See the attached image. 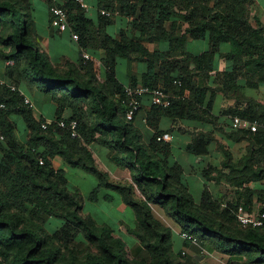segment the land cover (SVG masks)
<instances>
[{
    "label": "trees",
    "instance_id": "1",
    "mask_svg": "<svg viewBox=\"0 0 264 264\" xmlns=\"http://www.w3.org/2000/svg\"><path fill=\"white\" fill-rule=\"evenodd\" d=\"M64 1L65 5H57L68 12L70 28L78 36L83 53L95 22L75 0ZM30 3L0 0V63L13 62L3 73L7 84L17 88L13 91L9 86H0V101L8 105L7 110L0 111V134L5 137L4 142L0 141V264H187L179 261L183 252L174 253L173 231L154 217L152 204L164 209L182 234L199 241L194 245L182 238L185 246L228 255L230 264L237 256L245 259L239 264H264V227L243 226L235 215L239 207L254 213L251 206L255 198L258 203L264 202V190L250 187L264 182V127L253 133L233 129L231 123L230 139L250 142V152L234 163L227 148L220 146L222 169L210 167L204 171L208 181L225 180L236 189V200L227 202L224 208L207 186L201 202L196 203L182 182L181 165L173 162L171 143L159 140L165 134L160 129L163 118L212 119L217 92L229 97V90H233L241 102L238 93L244 87L238 81L253 89L264 84V26L259 19L258 27L249 20L250 1L215 0L211 7L191 0H119V8H110L111 12L119 11L131 19V26L141 35L138 42L125 35L121 40L106 38V84L99 81L90 61L81 57L79 66H57L38 49L31 35ZM112 19L102 16L101 22L110 23ZM182 20L189 26L183 35H177ZM169 23L173 24L171 32L167 30ZM141 41L169 42L170 47L167 52L151 54ZM192 41H207L210 50L192 54L188 52ZM222 56L226 63L225 85L214 90L208 84H214L211 73L218 69ZM117 58L144 63L147 71L141 84L162 86L179 96L166 109L151 104L147 123L155 133L148 143L135 127L136 118L127 121L123 104L127 99L125 87L139 81L132 75V84L119 82ZM200 77L207 80L204 85L196 82ZM176 80L182 82V87L174 85ZM21 89L38 91L56 104V115L46 130L42 125L47 120L36 119L33 109L25 105ZM187 90L190 95L184 97ZM116 95L122 98L116 99ZM254 105L257 102L249 100L245 109L236 108L227 114L231 121L238 116L264 125V103L259 109ZM66 110L72 111L70 117L64 116ZM14 115L26 126L25 142L16 134ZM62 120L78 123L76 137L60 126ZM213 141L211 134L200 133L188 150L192 156H205ZM92 143L106 147L116 166L131 172V183L115 182L99 167L90 149ZM55 159L62 160L61 168L54 167ZM64 168H79L97 178L99 183L88 196L91 202L112 201L110 195L99 198L103 189L121 196L137 221L128 233L140 242V251L145 255L129 258L126 243L115 237L112 228L92 223L91 217L82 215L79 190H70ZM50 219L61 222L55 234L47 227ZM74 239L82 246L76 247Z\"/></svg>",
    "mask_w": 264,
    "mask_h": 264
},
{
    "label": "crops",
    "instance_id": "2",
    "mask_svg": "<svg viewBox=\"0 0 264 264\" xmlns=\"http://www.w3.org/2000/svg\"><path fill=\"white\" fill-rule=\"evenodd\" d=\"M89 6V9L86 10L87 16L95 22V26L93 27V36H88L87 38V47L85 51L92 56L90 62L93 65L94 72L96 73L99 81L102 84H106L108 77V69L105 66V59L107 57V47L105 46V40L107 37H111L115 40H121L122 36L132 39L135 42L139 41L140 32L139 30L133 28L131 26V19L125 18L121 14L117 17H113L110 23L101 22L102 15L101 11L107 10L111 11L110 8H119V0H85ZM197 4L208 5L213 7L215 5V0H193ZM250 1V0H249ZM252 1V0H251ZM261 0H255L257 6H262L263 4L260 2ZM251 3V2H250ZM53 4L65 5L64 0H31V12H32V20H31V35L32 39L37 45L38 49L46 54L51 62H53L57 66H66L67 64H75L79 66L81 60V45L79 41L73 39L74 32L70 28L66 32H60L58 29L54 28L51 24L52 16L50 12V8ZM259 16L260 22H263V17ZM183 22V21H181ZM171 24V23H170ZM183 24H185L183 22ZM173 24L167 25V30H173ZM180 24L176 29L177 35L184 34L179 30ZM142 44L148 51L153 54L155 52H167L169 50L170 44L169 42H158L151 43L149 41H141ZM207 43V50L201 49V44ZM149 45H153V49L149 47ZM3 51L8 52L10 48H1ZM225 49V48H224ZM210 50L209 42L202 41H192L188 44V52L192 54H201ZM223 52V51H221ZM219 65L218 69L211 73L213 76L212 80L215 82V78L219 77L225 71L226 63L222 61L219 57ZM12 62V61H10ZM138 62V63H136ZM13 65V62H12ZM120 65H125L127 68V72L125 78H121L118 75V67ZM3 69H5L2 64H0V77L8 82L4 78ZM117 78L121 84H132L131 76H135L139 83L141 84V79L143 75L146 73V65L138 60L130 61L126 58H117ZM199 78H196V82L200 84ZM137 84V85H138ZM212 87V89H220L224 87V83L219 85L218 87L213 86L214 84H208ZM238 85L243 86V90L241 91V102L237 100V96L235 93L229 90V97H226L222 92H217V97L214 103V107L212 110V119H197V120H173L170 118H163L160 123L161 131H164L165 134H170L172 137V141L170 142L173 150V162H178L182 169V182L188 187L189 192L193 196L196 203H200L202 200L203 192L205 187L207 186L213 196L218 198L222 205L224 206L225 202H231L236 200L237 196L234 194L227 195L220 192V188L223 187L224 181L222 180L220 183H216L215 181H208L204 176V171L208 170L210 167H214L217 169H222V162L224 160L221 149L219 148V143H224L227 150L231 153L233 162L239 163L243 157L248 155L251 149V144L248 141L235 142L232 141L229 137V134L232 131L231 127V115L227 114V112L238 109H245L248 106L249 100H254L257 102V105H254L256 109H259V104L264 103V84L260 85L258 89H253L248 87L246 82L238 81ZM161 87V86H159ZM262 90V94L258 97L253 95H247L248 92ZM23 95L28 97L33 105H34V115L37 120L44 118L47 121H52V119L56 115L57 106L54 102L50 100H46L45 96L41 95V98H34L31 96L32 93L27 90H20ZM190 92L187 90L185 92V96L189 97ZM244 95V96H243ZM257 96V95H256ZM151 102L149 99L144 101V104L138 113L135 120V127L139 129L144 136V140L148 143L154 136L153 129L147 123L148 113L151 111ZM72 115L71 110H66L64 116L70 117ZM14 121L16 122L17 136L20 140L25 142L27 140V133L25 132L26 126L23 123V120L14 115ZM200 133L212 135L214 137V141L208 147V154L205 156H192L189 152L188 148L195 139V135L197 136ZM90 149L94 153V157L103 170L110 174V177L113 181H124L127 178L120 176L121 173L124 175L131 176V172L126 169H120L116 166V164L110 159L109 150L98 144L92 143ZM3 158V152L0 149V159ZM63 163L58 162V159L54 160V167L57 169L58 166H63ZM60 167V168H61ZM67 172L70 171L68 168H64ZM225 173H228L227 170H224ZM217 175V174H214ZM129 179V178H128ZM127 179V180H128ZM132 180V176L130 178ZM69 180V178H68ZM264 183V182H262ZM250 187L254 188L252 185ZM220 192V193H219ZM106 195H110L113 197L112 201L115 199L116 195L105 193ZM105 196V195H104ZM117 211L120 214H125L128 210H132L134 224L132 227H127L126 221L122 218L119 223L110 228H112L115 233V237L121 238L127 245V249L131 246L140 247V242L131 234L128 233V228H135L137 221L136 216L132 208L127 206L121 196L117 195ZM235 197V198H234ZM105 200V199H104ZM94 202V203H99ZM257 198L254 199V204L251 206V210L255 213L259 208V204H257ZM261 204V203H260ZM160 208L158 205L152 204V213L155 218V208ZM87 217H91V215H87ZM159 219V218H157ZM162 224L166 225L163 221ZM99 225H105V223L97 222ZM126 228L124 231L122 226ZM107 225V224H106ZM169 228L173 231V249L174 253L177 254L179 252H185L187 255V264H219V256L216 253L208 254V256L204 255L196 246L187 247L184 244V241L181 237L182 231L180 226L175 223V225L167 224Z\"/></svg>",
    "mask_w": 264,
    "mask_h": 264
},
{
    "label": "rangeland",
    "instance_id": "3",
    "mask_svg": "<svg viewBox=\"0 0 264 264\" xmlns=\"http://www.w3.org/2000/svg\"><path fill=\"white\" fill-rule=\"evenodd\" d=\"M193 3H195L193 0H191ZM250 4H248L247 6V16L249 18V20L252 22L253 26L254 27H258V23H257V19H259V16L258 15H261V18L263 17V22H261L264 26V9L263 7L261 6H257L256 5V2L255 0H250ZM263 6H264V0H261L260 1ZM183 21V20H182ZM169 25H171L169 23ZM188 24L185 23L183 24V22L180 23V27H179V30H181V32L185 33L186 29L188 28ZM183 35V34H182ZM149 47L151 49H153V45H149ZM208 48V44L207 43H202L201 44V49L204 51V50H207ZM224 56L221 57V59H223ZM91 59H92V56H91ZM9 62L5 61V62H2L0 64H2V66H4L5 68L7 67H10L11 65L8 64ZM138 63V62H136ZM127 67L125 65H120L118 67V75L119 77H121L122 79L125 78V75H126V72H127ZM207 80H205L204 78L202 79V77H200V84L201 85H204L206 83ZM222 83H224V78H223V74L220 75L219 77H216L215 78V82H214V85L213 86H216L218 87L219 85H221ZM127 85V84H126ZM164 86V85H163ZM232 92L234 93V91L232 90ZM262 90H260L259 92L257 91H253L252 93L251 92H248L247 95H253L255 97H258L260 94H262ZM41 93H39L38 91H36L35 93H32L31 96L34 97V98H41ZM257 95V96H256ZM238 96L239 97H242L241 93H238ZM244 96V95H243ZM219 148L220 146H225L224 143H219ZM221 149V148H220ZM58 162H61L62 163V160L61 159H58ZM61 166H58V168H60ZM100 167V165H99ZM57 168V169H58ZM101 168V167H100ZM103 169V168H102ZM70 171H68V178H69V184H70V190L73 191L74 193H77L75 192V190H79L78 191V194H79V199L83 205V211H82V215L84 217H87V215H91V219H92V223H96L98 224L97 222H101V223H105L104 226H111V227H114L116 226L120 219H124L127 223V227H132L133 224H134V216H133V213H132V210H128L125 214H120L118 211H117V198H118V194L109 190V189H103L99 195V198L103 197L104 195H106L105 193H110V194H113L116 195L115 199L113 201H107V200H101L99 203H94V202H91L89 199H88V196L92 193V191L94 190V188L98 185L99 181L97 180V178L92 175L91 173H88L82 169H69ZM120 176L124 177V178H129L128 180L125 179L124 181H115V182H119V183H122L124 185H127L129 183H131V176H129L128 174L127 175H124L123 173L120 174ZM254 188H257V189H262L264 190V183H259V184H253L252 185ZM220 192L224 193V194H227V195H233L234 196H237L236 194V189H234L233 186H231L228 182L224 181V185L222 188H220L219 190ZM219 192V193H220ZM81 194V195H80ZM137 195L138 197H140V194L139 192H137ZM235 198V197H234ZM216 200H218V198L216 197ZM222 203V202H221ZM261 203V202H260ZM260 203H257L259 204V208L257 209V212H255L256 214H262V206H264V202L262 204ZM225 205L227 204V202L224 203ZM160 207V206H159ZM155 208V215L157 218L158 221H163L166 225V227H168L167 224H170V225H175V221L170 218L164 209H162L161 207L160 208H157V207H154ZM222 208H224V206H222ZM162 223V222H161ZM107 224V225H106ZM61 226V222L59 220H56V219H50V224L47 225L49 231L51 234H55L57 231H58V228ZM122 226V229L125 231L126 228L123 227V225L121 224ZM182 231V230H181ZM73 244L76 246V247H81L82 244L79 240H73ZM199 248V247H198ZM200 249V248H199ZM142 252H145V251H142ZM127 253H128V256L129 258L133 259V258H138V257H142V255H145L143 253H141L140 251V248H137V246H131L130 249L128 248L127 249ZM141 253V254H140ZM182 253V252H181ZM202 253L206 256H208V254H213V251H211V249H206V250H203ZM216 253V252H214ZM216 255L219 256V264H221L222 262L226 263V264H230V257L228 255H223V254H219V253H216ZM180 262L182 263H187V255L185 254H182V256L180 257L179 259ZM245 261L244 258L242 257H234L232 258V262L233 264H239V263H243Z\"/></svg>",
    "mask_w": 264,
    "mask_h": 264
},
{
    "label": "built area",
    "instance_id": "4",
    "mask_svg": "<svg viewBox=\"0 0 264 264\" xmlns=\"http://www.w3.org/2000/svg\"><path fill=\"white\" fill-rule=\"evenodd\" d=\"M76 3H78L83 9L88 10L89 6L86 3L85 0H75ZM51 16L52 21L51 24L54 28L58 29L60 32H66L70 29V23H69V15L68 12L58 6L54 5L51 9ZM102 16H106L108 18L117 17L120 15L119 11H116L115 13L107 10L101 11ZM73 39L78 41L79 38L76 34L73 35ZM82 58L85 62L91 60V55L84 51L82 53ZM8 64L12 65V62H9ZM174 85L177 87H182L181 81H174ZM0 86H9L13 91H16L17 88L13 85H8L5 80H3L0 77ZM125 96L127 97L126 100H123L124 106H126V119L127 121H134L136 118V115L140 112L144 101L146 99H149L151 104L159 107V108H169L172 106L173 101L176 99V97H179L175 95L172 91L167 90L165 87H150L143 84L138 85H128L125 87ZM23 95V94H22ZM184 97H186L184 95ZM122 97L120 95H116V99H121ZM24 102L27 107L30 109H34V105L32 101L24 95ZM8 109V105L6 102L0 101V111H4ZM52 121H47L42 125L43 129H47L49 125H51ZM60 126L62 128H67L72 132V136H77V127L78 123L76 121H73L69 124L65 122V120H62L60 122ZM232 127L236 130H249L253 133H257L258 130L261 127H264L263 124H261L258 121H250L246 119H242L238 116L232 118ZM159 140L165 141L170 143L172 141V137L170 134H164ZM0 141L4 142L5 137L0 134ZM41 165L44 164V161H40ZM235 215L238 219V221L243 226H252L255 228H261L264 227V213L263 214H256V213H248L245 211L243 207H239L238 210L235 212ZM182 238L185 240H188L192 242L194 245H199V241L197 238L183 233L181 234ZM186 254L185 252L183 253ZM221 264H226L222 262ZM248 264V263H247Z\"/></svg>",
    "mask_w": 264,
    "mask_h": 264
}]
</instances>
